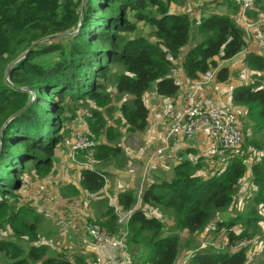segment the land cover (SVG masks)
<instances>
[{
  "label": "trees",
  "instance_id": "1",
  "mask_svg": "<svg viewBox=\"0 0 264 264\" xmlns=\"http://www.w3.org/2000/svg\"><path fill=\"white\" fill-rule=\"evenodd\" d=\"M170 1L0 0V229L6 226L13 238L0 239L5 264L87 263L82 253L70 257L62 252L47 255L44 246L30 244L36 240L40 213L31 204L14 205L11 197L20 190L27 171L47 173L56 147L61 144L66 149V122L75 119L78 107L87 110L83 118L88 130L80 133L94 143L77 155L88 152L98 168L92 167L91 161V169L78 167L77 182L89 194L103 189L108 171L100 168L122 152L118 144H109L110 128L95 108L105 107L110 100L108 78L112 77L114 93L126 96L118 112L132 134L143 132L147 126L144 92L153 87L157 95L170 97L179 88L170 72L173 60L187 42L191 19L185 12L171 11ZM261 2L252 8L257 14L263 7ZM138 22L148 25L153 40L131 35ZM195 25L194 34L200 41L180 59L183 76L196 80L214 70L216 82L226 81L228 68L219 63L245 48L242 27L227 13L217 11L201 15ZM244 62L250 69L264 71L261 55L248 53ZM260 78L264 80V73ZM230 98L243 109L248 122L241 128L245 145L264 151V85L240 83L231 89ZM102 129V141H95ZM200 166L199 159L180 160L172 166L170 179H156L141 190L140 205L131 211L124 237V244L132 250L144 252L136 253L138 264H174L178 233L200 231L215 211L231 206L238 182L246 173L255 187L250 201L242 214L216 220L214 230L224 233V248L252 238L259 220L255 207L264 204V156L249 160L231 155L206 173H200ZM71 186L63 184L72 190ZM104 198L108 201L107 196ZM135 201L130 189L115 195L120 211L133 207ZM144 207L167 214L171 231L164 233L161 219L147 215ZM93 220L111 232H119L120 225L109 205ZM237 225L238 232L233 228ZM23 240L30 245L23 248L16 242ZM224 248L193 251L183 264L246 263L244 246L230 253Z\"/></svg>",
  "mask_w": 264,
  "mask_h": 264
},
{
  "label": "rangeland",
  "instance_id": "2",
  "mask_svg": "<svg viewBox=\"0 0 264 264\" xmlns=\"http://www.w3.org/2000/svg\"><path fill=\"white\" fill-rule=\"evenodd\" d=\"M232 0H171L169 3L170 10L174 12H185L191 19L190 30L188 33L187 42L181 47L179 54L184 53L189 47L194 45L196 42L200 41L197 35L194 34L196 27V22L201 15H204L206 12L210 11V7L215 10V7L218 2H223L229 5L231 10H236L231 3ZM262 1V0H261ZM263 5V1L261 2ZM260 5V4H259ZM253 8V7H252ZM251 8V9H252ZM260 8H258L259 10ZM262 9L259 10V13L255 10H251L249 14L245 15V20L247 23L251 24L249 27H242L244 31L245 38V48L236 54L228 62L230 66L229 76L224 83H218L216 81L203 80L201 85L211 87V91L215 93L214 98L208 97L204 100L194 99L192 103H195L199 106H224L231 110L237 119V122L240 128L247 125V120L244 118L243 109L232 102L228 90H231L234 86L240 83H255L264 85V80H261V76L264 71H256L250 69L244 62V56L248 53H255L264 57V22L258 23L256 20ZM248 13V12H247ZM244 19V17H243ZM137 29L131 35H141L142 37L153 40L150 35V28L148 25H144L141 22H138ZM200 37V35H199ZM178 54V56H179ZM177 56V58H178ZM174 59L173 67L171 69L170 75L174 78L175 82H179L174 75L176 73L177 66L180 65V61ZM225 66V65H224ZM227 66V64H226ZM198 87V89H199ZM197 89V90H198ZM106 90L110 96V100L105 107H96L102 117L105 120V126H108L111 131L110 143L111 145L118 144L121 147V154L109 160L105 167L102 168H111L113 166H120L123 168L126 164L124 151L127 149H133L138 146H143L140 144L141 134H132L126 130L125 125L120 119L118 112V106L120 103L126 99V96H122L114 93L112 89V77H109L106 81ZM181 107L186 105L187 99L183 101ZM91 107H94L91 105ZM173 109H169L167 114L164 117H168L169 113ZM86 108L78 107L75 110V119L71 118L67 121L66 126L68 132L66 133L65 139L67 137H72L77 132H84L88 130L86 121L84 120V115L86 113ZM67 115H71L67 113ZM165 118V122H166ZM164 122V124H165ZM165 126V125H164ZM104 129L100 131L99 137L95 141H102ZM247 134L251 136L250 132L247 131ZM94 135H92L93 138ZM243 136V134H242ZM173 138V137H171ZM184 139V138H183ZM182 138L172 139L173 141L184 148L178 150L172 149L168 154L169 156H164L163 166L164 168L159 169L158 164L145 165V160H147V154H150L152 147H147L146 151L142 155L136 158L129 157L132 161L135 160V173L143 176L141 183H134V188L142 190L146 183L149 182L147 179L149 173L159 172L164 177L160 179H170L172 177L171 169L169 165L174 164L180 160L181 155L185 154L188 157V160L194 162L199 159L200 163V173H206L209 169H214L220 164L231 157V155H240L246 159H257L261 156H264V151H255L254 149L247 147L243 139L241 142L234 148L225 151V153L220 157H213L206 153V147H203L202 141H196L194 144L187 145ZM169 145V144H168ZM171 146V145H170ZM140 148V147H139ZM88 152H83L77 155L76 159L80 162L91 161V158ZM92 167L98 168L95 166V163H91ZM100 168V167H99ZM100 168V169H102ZM145 168V170H144ZM78 176V166L70 159L68 151L61 144L58 145L54 151L53 162L50 170L42 175H36L32 170L27 171L23 175V183L20 190L15 191L14 205L19 203L31 204L34 207V211H37L39 214V222L36 232V240L31 242L33 245H42L45 247V254H54L56 252H62L67 257H70L72 253L78 252L86 255L87 263L86 264H98L96 260L95 251L98 254H101L102 251L110 250L111 252L117 253L116 258L117 262L123 261L124 264H138L139 259L136 253L141 252V249L132 250L130 246L126 245V249L123 252L121 248H108L104 245L94 244L85 237L83 228L85 222L94 221L89 217L92 213L97 216L105 210V206L101 205V202L105 201L103 198H100L103 193L96 195L98 197L96 200L94 197H90L89 193L85 192L79 187L77 182ZM159 178V177H158ZM147 179V180H146ZM157 178L153 179L155 181ZM151 180V179H150ZM66 181L72 185L71 188L63 187V184ZM142 186V187H141ZM137 187V188H136ZM255 187L252 183L251 176L246 173L239 182L237 189L234 193V202L231 206L217 210L213 213L212 219L208 222L203 229L200 231L188 234L185 231L178 233L179 238V247L177 250V256L174 264H183L184 259L193 251H202V250H221L223 249L225 242V235L222 231L214 230L216 220H225L229 217H232L236 214H242L245 206L250 201L254 193ZM77 196H80L82 200L78 198V205L80 209V214H76L74 211H71L69 202L76 199ZM104 197V196H103ZM137 194L135 199L137 201ZM88 201V202H87ZM96 201V202H95ZM135 201V207H138L139 201ZM87 205L85 206V204ZM105 203H108L105 201ZM103 208V211L101 210ZM256 215L259 217V220L255 225V233L252 235L250 240H240L235 243V247L224 248L227 252H232L237 247L244 246L247 254V261L245 264H264V204L257 205ZM146 214H153L158 216L163 222L164 233L171 231V219L166 215L155 208L144 207ZM88 211V212H87ZM62 213L61 217L58 214ZM84 217V218H81ZM81 218V219H80ZM95 223V222H92ZM122 224V223H121ZM123 225V224H122ZM121 226V225H120ZM234 231L238 232L240 227L234 226ZM0 239H13L10 235L9 229L5 226L3 230L0 229ZM21 244L23 248H26L27 245H30L27 241H16ZM99 246L100 248H96ZM133 248V247H132ZM144 255V252H141ZM6 258L3 257V254L0 252V264H5ZM122 263V264H123Z\"/></svg>",
  "mask_w": 264,
  "mask_h": 264
},
{
  "label": "built area",
  "instance_id": "3",
  "mask_svg": "<svg viewBox=\"0 0 264 264\" xmlns=\"http://www.w3.org/2000/svg\"><path fill=\"white\" fill-rule=\"evenodd\" d=\"M238 7L239 16L245 27L251 24L245 20V15L259 0H232ZM262 11L257 22H264V0ZM244 17V19H243ZM202 77L205 80L214 78V72L209 70ZM190 101L183 107L172 110L166 121L162 142L147 157V164L154 162L163 155L167 149V142L171 137H183L187 140H196L200 134L209 141L207 153L220 157L225 151L236 147L242 140V130L237 122L235 114L224 106H199ZM85 133H75L74 136L64 140V145L68 151L70 159L79 167L91 169L88 162H80L75 156L93 145ZM107 196V195H106ZM108 198V205L111 206L116 215V223L121 225L119 232H111L107 228L97 223L85 222L83 232L85 237L94 244L104 245L108 248L126 249L124 237L126 234V223L134 206L120 211L116 203ZM123 225H122V224ZM123 263V261H122ZM124 264V263H123Z\"/></svg>",
  "mask_w": 264,
  "mask_h": 264
},
{
  "label": "crops",
  "instance_id": "4",
  "mask_svg": "<svg viewBox=\"0 0 264 264\" xmlns=\"http://www.w3.org/2000/svg\"><path fill=\"white\" fill-rule=\"evenodd\" d=\"M210 11L227 13L228 15H230L234 19V21L239 26L244 27L243 21L239 16L238 8L235 11L231 10L229 8V5L227 4V2L226 3L218 2L216 7H215V10L212 7H210ZM248 13H249V11H248ZM182 55H183V53L182 54L180 53L177 60L180 61ZM230 59H232V58H230ZM230 59L223 61V62H220L219 65H222V66L225 65L226 66V64H227L226 67L228 68V71H230V66L228 64ZM174 75L176 76L177 80L179 81L178 83L176 82L178 84L179 88L174 95H172L170 97L159 96L155 93L153 87H150L146 92H144L142 94V100H143V102L146 105L147 110H148L147 118H146L147 126L143 132L134 133V134L135 135L141 134V138L140 137H138V138L140 140V144H142L143 146H138V147H136V149L133 148V149H127L124 151L126 164L124 165L123 168L121 166H120V168L118 166H113V167L108 168V169H106V168L101 169L103 171H108L107 174L104 176V187L101 191H99L97 193L89 194L90 197H94V199L96 200L98 197H95V196L102 192L103 195L100 198H103L105 201H107L104 198L107 195L110 198V200L115 203V195L117 192H119L123 189H130V190H133L135 195L137 194L138 198H137L136 202H138L139 196L141 194V190H140V188L135 189L133 186H134V183H141L143 180V176L141 174L138 175L135 173V169L133 167L135 165V160L132 161L129 157L138 159V157L140 155H142L143 152L146 151L147 147L151 146L152 147L151 151H153L162 142L164 130L166 128L165 118L168 119V117L167 116L164 117V115L167 114V111L169 109L174 110V109L180 108L182 103H184L183 101L186 99H187V102H185L186 104L189 103L190 101H193L194 99L204 100V99H207L208 97H210L211 99L212 98L215 99V97H214L215 93L211 91V87H208V86L199 87V85H201L202 81L204 80V78L202 76H200L196 80H189L183 76V74L181 72L180 65L177 66L176 73ZM211 80L215 81L214 78H212ZM224 82H218V83H224ZM198 87H199V89H198ZM230 91L231 90H228V92H227L229 94V96H230ZM167 119H166V121H167ZM164 122H165V124H164ZM176 138H182L183 139V137H178V136L170 138L167 142V149L165 150L164 154L159 156L156 161L148 163V164H147V161L145 160L144 166H147L149 164L150 165L158 164L160 167L159 169L164 168V166H163L164 156H169L168 154L172 151V149L178 150L180 148H184L183 146H180L179 144H177L173 141H170V140L176 139ZM183 140L185 143H187V145H191L192 143L194 144L196 141H202L203 147H206L205 150L207 153L209 141L204 138L203 134H200V136H198V138L196 140H193V139L187 140L185 138ZM147 155H149V154H147ZM146 157H148V156H146ZM183 159H188V157L185 154H182L180 160H183ZM180 160H178V161H180ZM176 163H174V164H176ZM174 164L169 165V168L171 169ZM144 170H145V168H144ZM158 177L163 178L164 176L159 172L149 173V175L147 177L149 182L146 184H149L155 178L159 179ZM65 183H69V181H66ZM78 198H79V200H82V198L80 196H77V200L74 199V200L69 202L70 207H72L71 211H74L76 214H80L79 207H81L80 205H78ZM105 201L101 202L102 206L108 205L107 203H105ZM86 205H87V203L85 204V206ZM134 208H136L135 205H134ZM101 210L103 211V208H101ZM61 215H63V214L59 213L58 218H59V216L61 217ZM89 217H93L92 219H94L95 215L92 213ZM81 218H84V217H81ZM96 248H100V247L97 246ZM97 251H101V249H98L95 251L96 260L99 262L98 264H122V261H120V263L117 262V258H116L117 253L111 252L110 250H105V251H102L101 254H98Z\"/></svg>",
  "mask_w": 264,
  "mask_h": 264
},
{
  "label": "water",
  "instance_id": "5",
  "mask_svg": "<svg viewBox=\"0 0 264 264\" xmlns=\"http://www.w3.org/2000/svg\"><path fill=\"white\" fill-rule=\"evenodd\" d=\"M167 58H170V56L167 55ZM244 164H245L246 166L248 165V163H247L246 161H244Z\"/></svg>",
  "mask_w": 264,
  "mask_h": 264
}]
</instances>
